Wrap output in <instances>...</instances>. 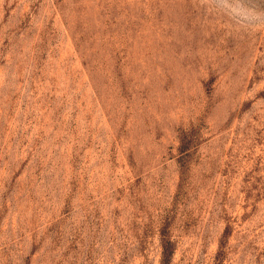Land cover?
I'll return each instance as SVG.
<instances>
[{"label": "rangeland", "instance_id": "rangeland-1", "mask_svg": "<svg viewBox=\"0 0 264 264\" xmlns=\"http://www.w3.org/2000/svg\"><path fill=\"white\" fill-rule=\"evenodd\" d=\"M264 264V0H0V264Z\"/></svg>", "mask_w": 264, "mask_h": 264}, {"label": "trees", "instance_id": "trees-1", "mask_svg": "<svg viewBox=\"0 0 264 264\" xmlns=\"http://www.w3.org/2000/svg\"><path fill=\"white\" fill-rule=\"evenodd\" d=\"M162 247L161 264H172L175 248L168 234L163 233Z\"/></svg>", "mask_w": 264, "mask_h": 264}]
</instances>
